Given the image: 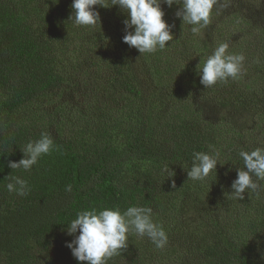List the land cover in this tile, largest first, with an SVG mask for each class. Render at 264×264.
<instances>
[{
	"label": "trees",
	"instance_id": "trees-1",
	"mask_svg": "<svg viewBox=\"0 0 264 264\" xmlns=\"http://www.w3.org/2000/svg\"><path fill=\"white\" fill-rule=\"evenodd\" d=\"M223 2L227 7L208 26V44L192 38L175 18V6L162 5L165 21L175 25L174 40L163 51L138 55L142 77L122 42L126 16L118 8H96L100 31H92L68 21L72 0H0V264H86L65 246L73 239L65 224L86 208L132 205L153 209L168 244L156 250L146 238L130 236L127 250L109 264H264V192L245 193L243 201L227 195L242 167L238 151L264 139V5ZM224 41L245 55L247 72L205 89L197 65ZM71 81L103 91L100 115L87 119L83 111L60 110L54 131L43 113L12 119L20 107ZM182 93L185 100H164ZM195 93L218 109L247 113L252 125L216 123L203 102H193ZM45 131L57 149L31 172L11 170L8 162L23 158V146ZM209 145L221 152L216 179L187 181L192 152L209 151ZM164 163L175 173L171 179L160 174ZM9 175L26 179L29 195L8 193ZM207 187L220 194L216 211L197 226L185 225L181 207Z\"/></svg>",
	"mask_w": 264,
	"mask_h": 264
},
{
	"label": "clouds",
	"instance_id": "clouds-1",
	"mask_svg": "<svg viewBox=\"0 0 264 264\" xmlns=\"http://www.w3.org/2000/svg\"><path fill=\"white\" fill-rule=\"evenodd\" d=\"M258 2L264 5V0ZM162 5L169 9L175 6V18L193 36L202 34L213 15L221 14L227 7L223 0H72L68 21L76 28L92 31L99 28L100 31V16L96 8L116 7L126 16L123 20L122 42L137 50L140 56L152 55L165 50L170 46L169 42L174 40L172 31L175 25L165 21ZM229 49V41L220 42L210 53L205 54L202 62L200 60L197 74L205 89L226 85L246 74L245 55ZM254 62L259 63V60ZM57 147L49 132H41L39 139L29 140L20 150L23 158L18 162L9 161L8 167L31 172L43 156L50 155ZM237 156L242 161V167H236V178L227 195L234 201H243L245 193H254L259 197L264 192V139L259 140L258 146L251 150L241 148ZM220 159L221 152L213 145H209V151L206 152L193 151L190 166L184 170L187 181L204 184L213 176L216 179V167ZM160 174L166 179L175 175L169 163L161 165ZM6 178L9 180L5 185L8 193L26 197L31 192L26 179L11 175ZM171 187L175 188L174 182ZM71 190V185H67L65 191ZM153 216L151 207L139 205L128 206L123 210L118 206L80 210L74 219L65 224L66 234L73 237L65 246L75 260L86 264H109V261L127 250L129 237L133 235L140 240L146 238L156 250H163L168 244V234L160 223L154 221Z\"/></svg>",
	"mask_w": 264,
	"mask_h": 264
},
{
	"label": "rangeland",
	"instance_id": "rangeland-1",
	"mask_svg": "<svg viewBox=\"0 0 264 264\" xmlns=\"http://www.w3.org/2000/svg\"><path fill=\"white\" fill-rule=\"evenodd\" d=\"M191 36L195 40L198 39L197 41L199 42L208 44L211 37L210 28L207 27L202 32V34L195 36L191 34ZM128 50L131 59L133 58L134 60L136 69L143 77V66L141 60L139 59L138 51L134 48L129 47ZM68 85L69 86L64 87L60 92H54L48 95H44L20 107L12 115V119H18L31 113H43L48 118L50 129L54 131V123L62 118L60 116V110L65 111L66 109L74 108L76 110L83 111V116H85L87 119H94L97 115H100L103 106L102 97H100V95L103 93L102 90L94 88L91 89L89 83L87 87V85H83L78 81H71ZM182 94L184 95L178 94L175 97H164V100H169L168 103L178 101L179 99L185 100V93ZM195 95L196 97L193 99V102H203L202 98L198 97L202 95L197 93H195ZM103 99L106 98L104 97ZM201 108L205 111L206 116L209 117V119L216 120V123H219L220 121L225 119L226 121L229 120L233 123H236V125L240 127H249L250 125H252V121H250L251 117L247 113H244L241 110L234 109L233 107L218 109L216 105L211 102H203L201 104ZM68 119L70 120V118ZM4 121V118L0 120V132L2 131V128L5 129ZM81 125L83 127V122ZM85 127H89V124H86ZM211 189L212 188L207 187L205 189L195 191L187 199L188 202L186 206L181 207V209H185L184 211H182V215H185V225L191 224L193 226H197L201 222L205 221V215H208L207 213L212 212V214H214L213 212H215L216 210L213 209V207L217 203L216 198L220 196V194L216 191L212 194L210 192ZM64 235H62V237H64Z\"/></svg>",
	"mask_w": 264,
	"mask_h": 264
}]
</instances>
